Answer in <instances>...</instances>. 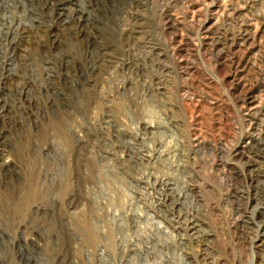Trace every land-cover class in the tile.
I'll return each instance as SVG.
<instances>
[{
    "label": "rangeland",
    "instance_id": "rangeland-1",
    "mask_svg": "<svg viewBox=\"0 0 264 264\" xmlns=\"http://www.w3.org/2000/svg\"><path fill=\"white\" fill-rule=\"evenodd\" d=\"M0 264H264V0H0Z\"/></svg>",
    "mask_w": 264,
    "mask_h": 264
},
{
    "label": "bare ground",
    "instance_id": "bare-ground-1",
    "mask_svg": "<svg viewBox=\"0 0 264 264\" xmlns=\"http://www.w3.org/2000/svg\"><path fill=\"white\" fill-rule=\"evenodd\" d=\"M191 228H192V229H195L196 227L192 226Z\"/></svg>",
    "mask_w": 264,
    "mask_h": 264
}]
</instances>
